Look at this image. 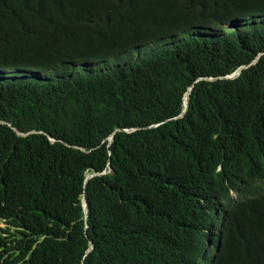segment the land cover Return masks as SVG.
Returning <instances> with one entry per match:
<instances>
[{
    "label": "trees",
    "instance_id": "obj_1",
    "mask_svg": "<svg viewBox=\"0 0 264 264\" xmlns=\"http://www.w3.org/2000/svg\"><path fill=\"white\" fill-rule=\"evenodd\" d=\"M259 16L264 0H0V264H264Z\"/></svg>",
    "mask_w": 264,
    "mask_h": 264
},
{
    "label": "rangeland",
    "instance_id": "obj_2",
    "mask_svg": "<svg viewBox=\"0 0 264 264\" xmlns=\"http://www.w3.org/2000/svg\"><path fill=\"white\" fill-rule=\"evenodd\" d=\"M255 21L257 23L264 22V16L249 17L248 19L245 20L243 25L247 27L246 29H249V27H251V25ZM189 36L190 35L188 33H185L181 36L171 38L168 41L176 39V41L174 42L176 44L177 42L181 41L182 38L189 37ZM171 44H172V42H171ZM163 48H164V45L162 43L151 44V45L144 47L141 50H133L127 55L109 59L105 64L99 65L95 69L97 71H100L101 69L113 68L117 65H125V64L133 65V64L137 63L139 60L144 59V58L148 57L149 55H151L152 53L159 51V50H162ZM5 226H6V224L3 221H0V227H5Z\"/></svg>",
    "mask_w": 264,
    "mask_h": 264
},
{
    "label": "water",
    "instance_id": "obj_3",
    "mask_svg": "<svg viewBox=\"0 0 264 264\" xmlns=\"http://www.w3.org/2000/svg\"><path fill=\"white\" fill-rule=\"evenodd\" d=\"M256 62V61H255ZM240 72H241V69H238L235 73H234V75H233V77H236V76H238L239 74H240ZM192 92V88L190 89V91L186 94V98H185V100H187V102L184 104V112H183V114L180 116V118H183L185 115H186V113H187V111H188V109H189V104H190V93ZM112 139H113V136L110 138V141H112ZM94 175H89V176H87V179H86V182L90 179V178H92ZM83 202H84V210H85V213H86V218H87V206H88V203H87V200H86V198H85V196H84V199H83ZM88 227V223H86V228ZM92 247H93V245H92ZM91 247V248H92Z\"/></svg>",
    "mask_w": 264,
    "mask_h": 264
},
{
    "label": "clouds",
    "instance_id": "obj_4",
    "mask_svg": "<svg viewBox=\"0 0 264 264\" xmlns=\"http://www.w3.org/2000/svg\"><path fill=\"white\" fill-rule=\"evenodd\" d=\"M244 67H241V68H239V69H241V71H242V69H243ZM235 73V72H234ZM234 73L232 74V75H229V76H227V77H224V79H235V78H237L238 76H236V77H233V75H234ZM241 73V72H240ZM213 80H215L214 78H212V79H210L209 81L210 82H212ZM190 91V90H189ZM185 104V103H184Z\"/></svg>",
    "mask_w": 264,
    "mask_h": 264
},
{
    "label": "bare ground",
    "instance_id": "obj_5",
    "mask_svg": "<svg viewBox=\"0 0 264 264\" xmlns=\"http://www.w3.org/2000/svg\"><path fill=\"white\" fill-rule=\"evenodd\" d=\"M187 102V100L185 101V103Z\"/></svg>",
    "mask_w": 264,
    "mask_h": 264
}]
</instances>
